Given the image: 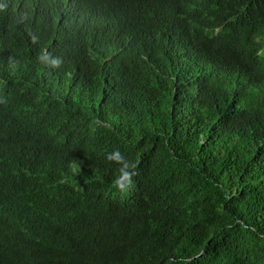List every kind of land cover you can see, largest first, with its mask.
Wrapping results in <instances>:
<instances>
[{
  "label": "trees",
  "instance_id": "16d2710c",
  "mask_svg": "<svg viewBox=\"0 0 264 264\" xmlns=\"http://www.w3.org/2000/svg\"><path fill=\"white\" fill-rule=\"evenodd\" d=\"M14 260L264 264V0H0Z\"/></svg>",
  "mask_w": 264,
  "mask_h": 264
},
{
  "label": "clouds",
  "instance_id": "9594fccd",
  "mask_svg": "<svg viewBox=\"0 0 264 264\" xmlns=\"http://www.w3.org/2000/svg\"><path fill=\"white\" fill-rule=\"evenodd\" d=\"M109 159H116V160H120L121 157L119 156V153L115 154V156H110ZM123 171V170H122ZM122 179H128V174L127 173H124V176ZM118 186L122 189L123 188V184L121 182H117ZM10 253L12 254L13 258L15 259V257H17L19 254H24L22 253V251L20 250L19 247H9L7 246ZM25 256V259L27 258L28 255H24ZM20 260H14L13 264H20L19 262Z\"/></svg>",
  "mask_w": 264,
  "mask_h": 264
}]
</instances>
